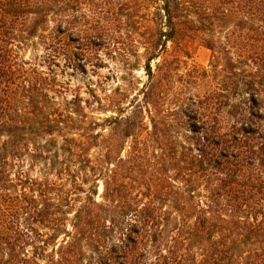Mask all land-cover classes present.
<instances>
[{
  "label": "trees",
  "instance_id": "1",
  "mask_svg": "<svg viewBox=\"0 0 264 264\" xmlns=\"http://www.w3.org/2000/svg\"><path fill=\"white\" fill-rule=\"evenodd\" d=\"M127 1L0 0V264H264V0Z\"/></svg>",
  "mask_w": 264,
  "mask_h": 264
},
{
  "label": "rangeland",
  "instance_id": "2",
  "mask_svg": "<svg viewBox=\"0 0 264 264\" xmlns=\"http://www.w3.org/2000/svg\"><path fill=\"white\" fill-rule=\"evenodd\" d=\"M107 1L112 3L114 0ZM120 1L124 3L127 0ZM73 45L76 44L74 43ZM167 48H171L170 41L167 42ZM74 50L77 51V57L81 58L82 56L80 55L79 49L74 47ZM107 52L108 50L106 48H99L97 53H94L92 57L86 60L82 59L80 61L82 64V70L73 71L69 67L66 68L63 61L60 62L59 69L65 71V73L61 75L60 79L66 83L65 86L69 87V91H66L64 95L66 98H69L72 93L78 91L80 92L81 96H86V91L89 86H91L100 97H103L104 94H109L111 89H114L117 86L125 87L126 81L121 79V77L125 75L124 71L116 63V60L112 59L110 54ZM209 56V49L197 42H194L190 47V54L187 61L190 64L205 66L208 63ZM157 60L158 59L153 60L151 65L153 66ZM142 64L143 61H141L136 69H134L128 76V78L133 80L134 88H140L141 82L145 80L144 72L141 69ZM129 93V95H131L134 92L133 90H130ZM129 99L130 97L124 100V105H126ZM109 114H111L110 111L106 113L102 111H96L92 115H94L96 118H101Z\"/></svg>",
  "mask_w": 264,
  "mask_h": 264
}]
</instances>
